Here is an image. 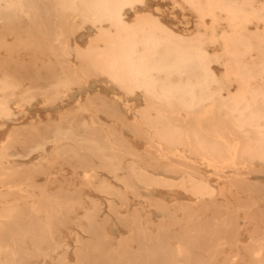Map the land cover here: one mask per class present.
Here are the masks:
<instances>
[{
  "label": "bare ground",
  "instance_id": "bare-ground-1",
  "mask_svg": "<svg viewBox=\"0 0 264 264\" xmlns=\"http://www.w3.org/2000/svg\"><path fill=\"white\" fill-rule=\"evenodd\" d=\"M181 2L198 19L195 33H178L156 15L140 13L146 0H0V23L17 36L13 46L0 39V49L49 52L57 60L35 65L27 86L28 67L15 64L18 75L3 71L0 126L16 125L21 108L38 97L54 106L93 80L113 87V99L98 96L76 111L102 110L147 144L138 150L115 123L99 121L95 113L79 122L64 113L45 125L47 133L41 122L16 126L0 145V264H37L40 258L68 264L61 229L69 212L84 204L80 198L71 203L66 192L47 194L36 174L53 182L50 167L71 158L111 211L115 199L129 206L131 195L159 209L188 212L190 224L227 193L245 199L248 208L264 198V0ZM22 18L32 24L27 31H21ZM84 28L92 31L86 45H70L67 35ZM38 154L37 161L25 162ZM100 208L92 200L84 221L75 223L97 224ZM225 209L223 217L242 208ZM74 236L77 256L92 263L82 236ZM261 240L250 239V264H264ZM184 249L173 253L184 256Z\"/></svg>",
  "mask_w": 264,
  "mask_h": 264
},
{
  "label": "rangeland",
  "instance_id": "rangeland-1",
  "mask_svg": "<svg viewBox=\"0 0 264 264\" xmlns=\"http://www.w3.org/2000/svg\"><path fill=\"white\" fill-rule=\"evenodd\" d=\"M139 12L156 15L178 33L192 34L199 30L198 19L182 6L181 0H146L145 6ZM31 26L32 24L27 19L22 18L21 31H27ZM90 36H92V31L89 28L67 35L70 45L80 47L86 45ZM0 39H3L9 46H13L17 36L13 30L0 23ZM44 53L41 56L25 49L16 50L14 53L0 49V62L11 60L10 65L4 70L0 68V76L3 71L18 75L21 70L15 64L28 67V76L25 81L27 86L35 79L36 66L39 67L43 63H57L52 54ZM69 61L72 65H77L73 58ZM216 72L221 75L223 68L218 66ZM114 95L113 87L92 80L88 86L74 89L63 103L54 106L46 105L44 100L38 97L31 104L21 108L23 114L19 116L16 125L7 123L0 126V145L8 140L16 126L24 129L31 121L41 122L43 125L41 130L47 133L44 129L45 125L53 121L58 122L64 113H73V115L69 114V118L77 122L90 119L92 113H95L93 117L96 116L99 121L107 124L115 123L126 139L138 150L145 151L146 141L127 126H123L120 120L117 121L116 118H112L102 110L99 112L91 111V109L88 112L76 111L79 103H88L89 100L98 96L111 101ZM127 117L131 119L132 115L127 114ZM50 150L51 145L47 147V151ZM39 157V154L35 155L25 162L37 161ZM50 168L56 177L53 182L46 183L47 178L44 174H36L37 184H46L47 194L55 195L66 192L67 197L73 199L71 203H75L80 198L84 208L90 206L92 200L99 201L101 204L97 216L98 223L92 226H78L75 223L84 221V208L76 206L73 212H69L66 221L68 223L61 229L62 240L68 244V264H76L79 260L81 264H250L252 260L249 248L251 237H264V198H259L256 205L248 208L245 199H237L236 194L227 193L225 198L218 201V206L215 205L201 214L196 223L188 224V212L178 211L172 207L169 210L159 209L153 207L152 202H141L131 195H128L129 206L115 199L117 209L111 211L108 209L106 197L86 184L83 178L84 169L72 158L58 162ZM99 171L100 177H107L105 171L100 169ZM206 175L213 178V183L217 181L215 176L209 173ZM261 178L264 181V176ZM180 198L185 200V197ZM168 202L171 203V199ZM140 206L143 209H140ZM225 206L232 207L231 211L234 207L242 209L238 210L236 216L229 214L223 217L227 211ZM194 219L197 218L194 217ZM223 220L228 224L220 225L219 222ZM81 228L85 229V232L81 231ZM75 233L82 236L87 252L92 254H90L92 263L88 262L89 256L86 258L77 256ZM105 235H109L110 239L107 238L105 241ZM130 235L132 238L129 241L128 239L123 240ZM261 241L264 243V240ZM177 246L185 248L184 256H177L173 253ZM110 259L112 262L109 261ZM44 260L49 261L40 258L36 259V262L43 264Z\"/></svg>",
  "mask_w": 264,
  "mask_h": 264
}]
</instances>
